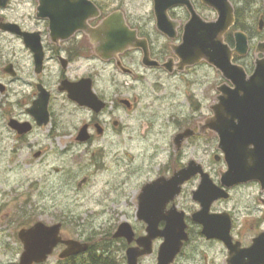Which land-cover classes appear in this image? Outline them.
<instances>
[{
	"label": "flooded vegetation",
	"instance_id": "flooded-vegetation-1",
	"mask_svg": "<svg viewBox=\"0 0 264 264\" xmlns=\"http://www.w3.org/2000/svg\"><path fill=\"white\" fill-rule=\"evenodd\" d=\"M132 2L0 0V158L8 159L10 167H29L12 192L35 197L39 214L21 229L37 221L61 224L62 241L48 258L58 264H129V249L137 255L136 264H159L161 247L171 236L182 245L168 264H264V185L260 180L230 185L223 180L228 163L218 131L220 88L233 89L234 83L206 59L184 62L179 48L192 17L187 5L167 9L169 36L158 26L155 0H145L148 10L138 15ZM230 2L236 16L238 2ZM190 4L205 21L218 18L203 0ZM248 7L242 27L237 28L236 17L224 40L234 49V33L248 34L250 52L243 57L234 53L233 63L243 66L249 77L256 69V59L248 60L252 40L264 35V2L251 0ZM74 17L83 21L82 28L70 36ZM110 20L125 29L124 35L118 34L119 44L108 46ZM152 134L157 148L167 145L169 150L157 171L136 180L131 144L137 139L149 142ZM152 162L153 157L149 166ZM191 162L201 165L218 189L210 206L215 218L194 219L203 209L194 198L203 182L197 173L161 209L168 213L175 206L183 211L184 230L164 219L150 230L138 216L144 187L171 178ZM100 175L110 191H100L96 202L102 198L105 208L114 207L117 198L112 195L119 198L127 181H134L130 207L137 219L127 221L131 240L115 237L123 222L86 226L71 220L70 195L77 201L85 197ZM58 196L68 204H60L54 198ZM66 240L87 243L88 248L62 258Z\"/></svg>",
	"mask_w": 264,
	"mask_h": 264
},
{
	"label": "water",
	"instance_id": "water-1",
	"mask_svg": "<svg viewBox=\"0 0 264 264\" xmlns=\"http://www.w3.org/2000/svg\"><path fill=\"white\" fill-rule=\"evenodd\" d=\"M159 28L169 36L172 23L168 19L167 9L173 5L185 4L190 8L192 17L185 26L183 43L179 48L180 55L187 64H194L206 59L217 66L223 75L232 80L235 88L226 86L220 88L222 95L218 111V131L222 139V150L228 163L223 173L227 185L251 180H260L264 185V56L256 58V69L248 77L243 66L233 63L234 53L246 56L250 51V39L244 31L234 33L235 48L231 49L225 42L224 35L235 25V8L230 0H203V3L218 12L214 21H205L191 6L190 0H155ZM264 2V0H263ZM111 24L108 33V46L119 44V36L124 35L123 26ZM72 23V24H71ZM83 21L75 17L70 20V36L75 29L82 28ZM75 24L73 27L72 25ZM123 28V29H122ZM261 28L263 24L261 22ZM257 52L264 54V40L259 42ZM82 101L81 98L75 97ZM184 135H179V139ZM254 145V146H252ZM197 173H202L203 182L197 191L195 199L202 203L203 209L195 213V220L211 221L215 218L210 214V206L218 197V189L212 183L209 175L196 162L188 167L176 170L169 179L160 178L144 187L140 196L141 206L138 216L151 225L161 219L170 223H179L184 230L185 213L178 211L175 206L165 213L161 210L164 204L174 199L181 192L182 184ZM61 224L48 225L37 221L32 226L22 228L18 236L23 244L19 264L44 263L53 253L57 244L62 241L60 236ZM132 226L124 221L115 233V237L126 236L131 240ZM186 237V236H185ZM172 236L164 242L160 250L159 264H168L180 250L182 242ZM67 249L61 254L62 258L84 251L87 243L66 240ZM129 264H136L137 255L132 249L128 250Z\"/></svg>",
	"mask_w": 264,
	"mask_h": 264
},
{
	"label": "rangeland",
	"instance_id": "rangeland-1",
	"mask_svg": "<svg viewBox=\"0 0 264 264\" xmlns=\"http://www.w3.org/2000/svg\"><path fill=\"white\" fill-rule=\"evenodd\" d=\"M129 5L132 7L135 15H138V13L140 14V12H145L146 9L148 10V5L146 2L144 5L143 0H133ZM204 13H209V11L204 9ZM259 19L260 16L258 17V21ZM254 26H251V28H254ZM256 29H258V25L256 26ZM263 39L264 35L263 38H260L259 36L253 38L251 44V47L253 48L250 53L251 57L248 60L253 61L264 55L262 52L256 51V45ZM154 137L155 134H152L149 142L137 139L131 144L130 151L132 152L133 157L135 156L133 163L134 166L138 168L136 180H142L148 177L152 170L157 171L159 168L158 163L164 160L166 152L169 150L167 145L157 148L155 143H153ZM170 151L173 156L175 154V148H170ZM124 157H126V155H124ZM151 157L154 158V162H152L153 165L149 166ZM177 161L179 162V159H177ZM173 162L174 159L171 161L172 165H174ZM215 166L216 164L213 163L212 168ZM9 168L10 170H13L8 171ZM28 168L29 167L24 168L23 165L19 168H17L16 165L10 167L8 159L0 158V264L19 263L23 251V245L17 234L23 224L30 222L33 223L38 220L39 214L35 211V197L29 194L18 195L12 192V189L18 188V184H21V182L25 180L26 174L29 173ZM123 179H125V176H123ZM104 180V176H98L95 181V188L93 186L92 188L87 189L84 192L85 197L79 198L78 201L70 195V216H73L71 220L85 222L86 226L99 225L100 223H105V226H111L123 221H136L137 214L130 207L134 181H127V186L123 187L119 198L114 194L112 195L114 198H117V206L115 205L114 207L105 208L106 202L104 203L102 198L99 203L96 202V200L101 197L103 191L104 193L110 191L109 187L106 188L104 186ZM103 187L105 190H103ZM25 189L26 188H23L22 190L24 191ZM54 198L60 204H68L63 196ZM25 205H28V208H26ZM45 219L52 220L48 215ZM43 264L58 263L56 259L51 258Z\"/></svg>",
	"mask_w": 264,
	"mask_h": 264
},
{
	"label": "trees",
	"instance_id": "trees-1",
	"mask_svg": "<svg viewBox=\"0 0 264 264\" xmlns=\"http://www.w3.org/2000/svg\"><path fill=\"white\" fill-rule=\"evenodd\" d=\"M244 1L247 2V4H245ZM237 2H238V0H235V3H237ZM248 3H251V0H241L240 2H238V6L236 7L237 28L242 27L241 26V19L243 18V16H245V14L247 15L250 12V10H248L249 9ZM253 3L254 2H252V6H253ZM231 39H232V37H231ZM27 224H29V223H27ZM64 264H69V263H64Z\"/></svg>",
	"mask_w": 264,
	"mask_h": 264
}]
</instances>
